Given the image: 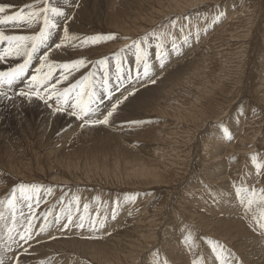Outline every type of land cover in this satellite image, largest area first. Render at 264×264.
<instances>
[{"label":"rangeland","instance_id":"374dc122","mask_svg":"<svg viewBox=\"0 0 264 264\" xmlns=\"http://www.w3.org/2000/svg\"><path fill=\"white\" fill-rule=\"evenodd\" d=\"M0 3L11 6L8 15L20 10L27 15L43 6L38 0H0ZM51 3L60 7L68 19L54 18L57 27L48 29L49 38L33 54L23 82L17 81L13 87L6 81L0 84V92L11 97H0V201H4L0 204V259L4 264H16L17 258L19 264H153L154 253L161 260L167 258L170 264H193L194 260H202L204 264H222V261L224 264H264V258L258 255V250L264 247V229L259 226L264 223L261 218L264 200L260 199L264 195L260 191L264 189V175L258 174V165H264V0H51ZM30 4L35 7L29 9ZM174 18L179 19L173 27ZM229 23L234 30L223 35ZM64 27L81 39L108 34L116 38L83 46L80 40H75L71 42L75 47L66 44L63 51H51L62 39ZM43 28L41 15L39 22L31 27L24 21L9 22L0 25V32L36 36ZM218 31L221 36H216ZM133 41H141L147 53L148 76L144 75L143 65L137 66V49L125 47ZM19 45L21 51L30 49L31 41H22ZM9 47L13 53L0 60L2 73H10L27 59L14 54L17 42L11 46L7 41L0 43V52ZM46 51L52 72L49 90L62 75H68V79L56 84V91L61 93L89 76L68 99L69 104L75 102L82 90L103 96L102 101L96 99L92 104L100 108L91 114L94 117L102 118L101 113L106 114L126 88L135 85L138 90L119 105L109 125L81 127L83 122L70 114L71 109L63 100L65 111L54 112L55 96L46 104L35 97L29 101L16 94L27 91L32 75L40 79L47 76L49 64L36 71ZM226 54L234 57L226 58ZM206 56L212 57L208 59L212 66L216 60L226 69L221 65L215 67L216 75L208 71L207 77L213 82L204 81V77L198 79L195 74L200 71L192 72V66L189 67L193 61L197 66ZM78 58H86L87 66L71 70V74L60 67ZM100 59H105V64H98ZM228 61L231 64L226 67ZM232 63L241 68L230 71L235 68ZM184 66L187 70L183 75L188 80L185 85L182 82L176 86V70ZM105 78L111 99L102 85ZM117 85H120L118 91ZM182 86L185 88L182 95L176 94ZM40 90L47 95L43 86ZM173 95L185 97L183 116L177 117ZM81 99L85 105L89 104L86 94ZM172 122L177 126L173 138L184 129V138L191 137L197 143L175 150L180 143L176 145L159 134L171 128ZM199 130L206 134L196 139ZM113 133H118L120 140ZM202 140L224 144L222 154L216 156L222 160L209 163L215 159L206 151ZM157 148L169 155L178 152L180 156H188L191 165L181 168L178 180L164 179L156 183L132 172L128 177L124 174L119 178V172H126L128 165L153 164L156 156L163 154L152 157L153 149ZM126 150L139 153L143 162L130 159ZM130 155L133 154L130 152ZM219 162H223L224 172L218 171L222 168ZM209 172L213 175H208ZM259 172L264 173V167ZM20 184L40 187L25 194L31 200L21 199L17 191L15 207L11 208L7 203L11 190ZM237 188L247 189L248 193L256 190L254 202L247 211L240 204ZM74 197H79V206ZM180 201H183L182 208ZM69 212L74 224L84 217V228L70 225L62 229ZM57 217H60L59 223ZM221 217H234L226 224L229 231L225 230L224 223H219L223 220ZM89 218L103 219L104 226L97 223L93 230ZM29 219L34 238L24 243L19 241L18 233L24 231ZM46 222V230L41 232ZM13 227L11 235L23 247L8 240V229ZM124 229L130 230L128 237L121 234ZM238 229L246 234L240 235ZM189 231L190 246L184 243ZM109 240L118 244L108 249L113 253L111 260L105 254L100 260L96 254L64 248L69 242L78 241L84 248H91L96 242ZM216 242L223 246V251L219 248L213 251ZM56 246L61 247L56 249Z\"/></svg>","mask_w":264,"mask_h":264},{"label":"snow or ice","instance_id":"6c2138e0","mask_svg":"<svg viewBox=\"0 0 264 264\" xmlns=\"http://www.w3.org/2000/svg\"><path fill=\"white\" fill-rule=\"evenodd\" d=\"M40 5H43L38 8L36 11H29L27 15H25L23 10L17 11L14 14L8 15L6 14L11 7L9 4H3L0 3V25L2 24H7L9 22L12 23H18L21 21H24L28 24V26H32V24L38 23L39 18L41 15L43 16V21H44V28L39 31V34L36 36H23V35H5L3 32H0V43L7 41L9 45L11 46L13 42H17V47L15 49L14 54L19 56V55H24L27 57L25 59L23 64H19L17 67L13 68L10 73H2L0 72V84H2L4 81L7 82L9 87H13L17 81L23 82L24 81V73L25 69L28 68L32 56L34 53H36L39 50V47L43 44L46 43V41L49 38L50 32L48 31L49 28H56L57 25L55 23L54 18L59 16L64 18L66 21L68 17L65 15V12L60 8L51 3V0H38ZM29 9H32L35 7V5H28L27 6ZM49 13L51 16H49ZM223 13H220V16H222ZM179 18H174L171 20V25L174 27L177 23V20ZM216 19H219V16H217ZM64 35L62 39L60 40L59 43H56L55 49H52L51 51H56L64 50V46L68 44L69 46L75 47L76 45L74 43H71L75 40H80V46L87 45L89 42L92 44H97L101 41H108V40H113L116 37L113 34H108V35H95V36H88L84 38H79L76 37L75 35H72L69 33V30L67 27H64L63 29ZM22 41H31V47L30 49L25 48L23 51L20 50V45L19 42ZM146 43V38L144 40ZM127 47H134L137 49V54H136V62L137 66L143 65L144 68V75L148 76V70H149V64L147 60L145 59L147 53L142 49L141 47V41H133L132 45H126ZM173 48H175V43L173 42ZM123 51V49H121ZM13 53V49L11 47L5 49L3 52H0V60H4L6 56L10 55ZM40 67L36 69L37 72H40L41 69L46 65L49 64V52H45L43 56L40 57ZM105 59H100L98 60V64L103 65L105 64ZM87 66V61L86 58H78L75 60H72L69 63H64L60 65L61 68L65 70H69V74H71V70H79L81 67H86ZM163 67V65H161ZM91 75V74H90ZM52 77V72H51V65L49 64V72L47 76H45L43 79H40L37 75H32L31 76V82L27 85V91L25 90H20L17 95L19 97H24L27 100L31 101L33 97L39 100H43L46 104L48 103V100L52 99L53 96L56 98V107L54 109V112H63L65 111V108L62 106L61 101L63 100L64 105H68L71 109L70 114L72 116L77 117V119H80L83 123L81 127L85 126H94V125H109L110 119L114 116V114L117 112L119 105L123 104L124 101H127L129 97L134 96L136 91L138 90L135 85H132L129 88L125 89L124 93H121V97L117 98L115 103H112L111 108L107 110L106 114L101 113L102 118L94 117L91 114L97 113L100 111L99 105L96 107H93L92 104L96 102V99L103 100V96H101L98 93L95 92H84L83 90L79 93H77L76 100L75 102L69 104V96L71 95L72 92H74L77 88H80L81 85H83L86 81L89 80V76H85L82 81H80L78 84H73L69 88H66L63 90V92H57L56 91V84L61 83L63 80L68 79V75H62L59 79L56 80L55 84H51V88L49 90L48 84L49 81ZM117 79L121 81V84L124 83V81L121 79V77L118 75ZM152 83H154V80H151ZM102 85L104 89L107 91L108 98L111 99V90L109 89V84L107 78H105L102 81ZM41 86H43V91L47 93V95L41 94ZM120 85H117L115 90H119ZM126 93V94H125ZM87 95L89 98V104L85 105L81 97L83 95ZM0 97H5L8 99H11V97H7L6 93L0 92ZM51 107V105H49ZM130 123L133 124H139L141 123L140 121H131ZM230 138V134H229ZM253 160L256 159V156L254 155L252 157ZM264 167V165H258V174L264 175V173L259 172V168ZM40 186L37 185H25V184H20L17 187H14L11 190V197L7 201L9 207L14 208L15 207V202L17 200V191L20 192L21 199H27L31 200L32 197L30 195H25L29 191H37ZM261 193H264V189L260 190ZM237 196L240 197V204L243 205L246 209H250L251 205L253 204L254 200L253 198L255 197L256 190L253 189L251 193H248L247 189H236ZM247 194V195H245ZM261 200H264V195L261 196ZM74 201L79 206V197H74ZM39 201L37 200V203ZM4 201H0V204H3ZM31 207V205H28ZM85 210H87L88 205H84ZM115 217V213H113V218ZM255 218V217H253ZM262 219H264V214H262ZM57 223L60 221V217L56 218ZM90 227L95 230L97 223H99L100 227L104 226V220L99 219V220H93L89 218L88 221ZM70 225H74L75 227L78 228H84V217H80V222L74 224L73 217L71 213L67 215V223L62 224V229H67L69 228ZM47 222L44 226H41L40 231L44 232L46 230ZM261 229H264V223H261L260 225ZM14 231L13 228L8 229V240L12 241L13 243H17L19 247H23L22 244L19 243V241H23L24 243H27L28 241L32 240L33 234H32V225H31V220L29 219V222L27 226L24 228L23 232L18 233L19 236V241L15 240L11 233ZM38 235V233H37ZM192 242V235L191 232L189 231L188 234L184 237V243L187 245H191ZM219 248L221 251H223V246L220 245L218 242H216L213 246V251H216V249ZM25 251H27L25 249ZM0 264H4V261L0 259ZM16 264H19V259L17 258ZM153 264H170L169 260L167 258H164L163 260L158 258V253L153 254ZM193 264H204L202 260H194ZM222 264L224 262L222 261Z\"/></svg>","mask_w":264,"mask_h":264},{"label":"bare ground","instance_id":"6f19581e","mask_svg":"<svg viewBox=\"0 0 264 264\" xmlns=\"http://www.w3.org/2000/svg\"><path fill=\"white\" fill-rule=\"evenodd\" d=\"M185 10V9H184ZM251 11V10H250ZM251 13H252V11H251ZM252 15H253V13H252ZM253 17V16H252ZM252 21H253V19H252ZM245 26V25H244ZM251 27V26H250ZM245 28H247V27H245ZM255 28V27H254ZM241 29H242V27H241ZM222 30V29H221ZM230 30H234L233 28H232V25H231V23H229L228 25H227V30L225 29L224 30V32H223V35L225 34L226 36H227V34H229L230 33ZM242 30H244V29H242ZM250 30V29H249ZM249 30H247V31H249ZM245 31V30H244ZM232 34V33H231ZM246 34V33H245ZM220 35V31H218V32H216V36H219ZM221 36V35H220ZM229 36V35H228ZM245 36V35H244ZM231 37V36H230ZM229 37V38H230ZM231 39V38H230ZM233 40V39H232ZM246 44V43H245ZM239 52H241V51H238V53ZM245 52V51H244ZM236 53V52H235ZM224 54V53H223ZM233 54V53H232ZM242 54V53H241ZM244 54V53H243ZM229 55L228 54H226V58L228 57ZM233 56V55H232ZM230 58H233V57H231V56H229ZM241 57H243V56H241ZM200 58V57H199ZM244 58V57H243ZM203 60L202 61H199V63H198V65L196 66H194V64L196 63V62H191L190 63V66L189 67H191L192 66V72H199V74L197 73V74H195V76L198 78V79H201L202 77H204V78H202V79H204V81H206V82H208V81H212L211 80V78H209V77H207V75L209 74L208 73V71L210 72H212L213 74H215L216 75V70H215V67H219L220 65H221V67H224V69H225V66H223L222 64H220L218 61H216L215 60V64H213V66L210 64V62L208 61V59L210 60V59H212V57H207L206 56V58L204 57V58H202ZM219 59V58H218ZM246 59V58H245ZM233 61H235L234 59H233ZM179 62V61H178ZM260 63V62H259ZM230 64H231V62L230 61H228V62H226V67H228V66H230ZM232 65H233V63H232ZM243 65V64H242ZM194 66V67H193ZM235 68H231L230 69V71H234V70H236V69H240L241 68V66H238L237 64H234L233 65ZM239 67V68H238ZM222 69V68H221ZM185 70H187V68L184 66V67H181V69H177L176 70V75L178 76L177 78H178V80H177V83H175L176 84V86L177 85H179L180 83H184V85H185V83L187 82V80H188V78L187 77H184L185 75H183V73H185L186 71ZM226 70V69H225ZM189 71H190V69H189ZM259 71V70H258ZM210 72V73H211ZM224 74V73H223ZM196 77H194L195 79H197ZM254 81V80H253ZM213 82V81H212ZM188 84V83H187ZM213 85H214V83H213ZM187 86V85H186ZM191 87V86H190ZM174 88H176V87H174ZM178 88V87H177ZM197 89H199V88H201L200 86H199V88H198V86L196 87ZM185 88L182 86V88H180L179 89V91H177V92H175L176 94H180V95H182V91L184 90ZM236 89V88H235ZM180 92V93H179ZM6 93V92H5ZM173 93V92H172ZM15 94V93H14ZM17 94V93H16ZM7 95V94H6ZM174 96V95H173ZM176 96V95H175ZM174 96V104H175V109H176V114H177V117H179V115H184L185 114V112H183L184 111V109L186 108L185 106V104H183V100H185L183 97H175ZM42 107V106H41ZM232 108V107H231ZM44 112V111H43ZM228 113V112H227ZM203 117V116H202ZM206 119V118H205ZM198 122V121H197ZM171 125H173L171 128H166L165 130L166 131H161L159 134H160V137L162 138V137H164L166 140H170V141H172V142H176V145L177 144H179L180 143V145H178V147H176L175 148V150H180V148L181 147H184L185 146V148H190V147H192V144H195V143H197V140H196V142H193L190 138L191 137H187V138H184V129L182 130V131H180V133H178L177 134V136H175V138H173L174 137V134H175V128L177 127V126H175V122H172V124ZM95 127H97V128H102L103 126H95ZM242 128V127H241ZM242 130V129H241ZM165 134H164V133ZM201 134H203V137H205V135L204 134H206V133H202V131L201 130H199L198 131V133H197V135H196V139H197V137L199 138L200 136H201ZM179 135H183V137H182V139H180L179 138ZM200 135V136H199ZM245 135V134H244ZM113 136H114V138H116V139H118V140H120V136H119V134L118 133H113ZM251 136V135H250ZM251 138V137H250ZM240 139H245V138H242L241 136H240ZM195 140V139H194ZM69 141V140H68ZM68 141H66V143L65 144H67L68 143ZM193 142V143H192ZM255 142V141H254ZM182 144H184V145H182ZM202 144L205 146V148L207 149L206 151H208L209 152V154H213L212 156H214L213 158L215 159V160H210L209 161V163L210 162H212V163H214L215 161H216V159H220V160H222V158L220 157V158H217V157H219L220 156V154H222L221 152L223 151H221V148H222V146L224 145V144H222V143H220V142H218L217 141V143H216V141L215 142H212V141H210V142H208V141H203L202 140ZM231 146H233V145H231ZM230 145L228 146V147H230V148H232ZM225 147V146H224ZM229 148V149H230ZM234 148V147H233ZM224 149V148H223ZM224 150H226V149H224ZM126 152H127V154L129 155V158L130 159H135V161H138V162H143V160H141V157H139V153H137V154H134L131 150H130V152L133 154V155H130V152L129 151H127L126 150ZM158 153H163V154H160V155H158V156H156V158L154 159V162H153V164H138V165H128V167H129V169L128 170H126V172H119V174H120V176H119V178H122L123 176H124V174H126L127 175V177L128 176H130V172H132V173H135L136 174V176L137 177H140L141 179H152L153 180V182L155 181L156 183H159V182H162L164 179L167 181V182H169V181H176V180H178L179 178H180V176H179V174H180V170H181V168L183 169L184 167H188V166H190L191 165V163H189L188 164V156L187 155H185V156H180V155H178V152H172L170 155L169 154H167V153H164V151H162V150H159L158 148L157 149H153V152H152V157L154 156V155H156V154H158ZM190 153V152H189ZM188 153V154H189ZM65 155V154H64ZM191 155V154H190ZM217 156V157H216ZM184 161V162H183ZM189 161H190V159H189ZM195 161V160H194ZM217 163V162H216ZM219 163H221L222 165H221V169H219L218 171H220V172H224L223 171V162H219ZM220 165V164H219ZM89 170V169H88ZM91 171V170H90ZM95 172V171H94ZM205 172H207V171H205ZM204 172V173H205ZM88 173V172H87ZM108 173H109V171H107L106 170V173H105V175H108ZM211 173H212V171H211ZM210 172L208 173V175H213V174H211ZM92 174V173H91ZM119 174H116V175H119ZM169 177H173V178H169ZM169 178V180H167ZM221 179V178H220ZM187 181V180H186ZM158 185V184H157ZM226 191V190H225ZM233 197H234V195H233ZM235 197H236V195H235ZM128 199V198H127ZM127 199H125V200H127ZM124 200V201H125ZM182 202L183 201H180L179 203H180V205H181V208H182ZM165 204V203H164ZM163 204V205H164ZM166 206V205H165ZM184 207V206H183ZM158 210L160 209V207L158 206V208H157ZM158 210H157V212H158ZM184 210V209H183ZM161 211V210H160ZM172 215V214H171ZM213 217V216H212ZM211 218V217H210ZM223 220V222L222 221H218L219 223H224L223 225L224 226H226L225 228V230H228V228L230 229V227L229 226H227L226 224H228L229 223V221H230V223H231V221H233V219H234V217H233V219L231 218V217H221ZM173 220V219H172ZM208 220V219H207ZM211 220V219H210ZM215 220H217V218H215ZM220 220V219H219ZM168 222V221H167ZM172 222V221H171ZM212 222H213V220H212ZM157 223V222H156ZM216 223V222H215ZM160 224H161V221H160ZM211 225V224H210ZM213 225V224H212ZM217 225V224H216ZM222 225V226H223ZM206 226V225H205ZM163 227V226H162ZM206 228V227H205ZM240 228V227H239ZM147 229V228H146ZM159 229V228H158ZM149 230V229H148ZM147 230V231H148ZM235 230V229H234ZM211 231V230H210ZM229 231V230H228ZM129 232H130V230H127V229H124V231H122L121 232V234L122 235H126L127 237H128V235H130L129 234ZM145 233V232H144ZM233 233H234V231H233ZM238 233H240V235H245L246 233H245V231L244 230H241V229H238ZM249 233V232H248ZM219 234V233H218ZM133 236V235H132ZM134 237V236H133ZM232 237V236H231ZM135 238V237H134ZM234 238V237H233ZM254 238H256V237H254ZM117 239H118V237H117ZM148 239H149V237H148ZM113 241V240H112ZM111 240H109V242H106V243H101V242H96V243H94L93 244V246L91 247V248H84L83 247V245H82V243H80V242H69V243H65V245H64V248L65 247H68V248H70V247H72L73 249H75L77 252L79 251V253H81V254H88V253H90V254H96L97 255V257L101 260V257H105L104 256V254L106 255V257H107V259L109 260H111L112 258H113V253H110V252H108V249L112 246V245H118L116 242H112ZM147 241V240H146ZM255 241V240H254ZM85 243V242H84ZM140 243V242H139ZM149 244V243H148ZM85 245V244H84ZM92 245V244H91ZM126 245V244H125ZM136 245V244H135ZM138 245V244H137ZM140 245V244H139ZM172 245V244H171ZM134 246V245H133ZM145 246V245H144ZM150 246V245H149ZM173 246V245H172ZM57 247H61V246H56L55 248L57 249ZM63 247V246H62ZM253 247H254V245H253ZM129 248H131V246L129 247ZM135 248V247H134ZM134 248H132L131 250H133V251H135L134 250ZM147 248V247H146ZM170 248V247H169ZM173 248V247H172ZM171 248V249H172ZM177 249V248H176ZM261 249V250H260ZM259 250H258V255H259V258L260 259H263L264 258V247H262V248H260ZM115 250V249H114ZM171 251V253L172 254H174V249H172V250H170ZM176 251V250H175ZM255 251V254H256V249L254 250ZM75 252V251H74ZM142 252V251H141ZM115 258L117 257H119V254H118V252H116V250H115ZM89 254V255H90ZM255 254H254V256H255ZM177 255V254H176ZM175 255V256H176ZM91 256V255H90ZM137 256V255H136ZM140 256V258H141V255H139ZM138 257V256H137ZM180 257H182V256H180ZM139 258V259H140ZM122 259V258H121ZM131 259H132V256H131ZM180 259V258H179ZM184 259H185V257H184ZM138 260V259H137ZM133 261V260H132ZM121 262V261H120ZM132 263V262H131ZM108 264V263H107ZM109 264H111V263H109ZM115 264V263H114ZM135 264V263H134Z\"/></svg>","mask_w":264,"mask_h":264}]
</instances>
